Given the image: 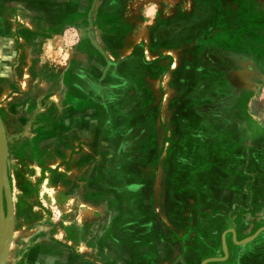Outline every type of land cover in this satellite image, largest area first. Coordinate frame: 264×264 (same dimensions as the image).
Here are the masks:
<instances>
[{"label": "rangeland", "instance_id": "obj_1", "mask_svg": "<svg viewBox=\"0 0 264 264\" xmlns=\"http://www.w3.org/2000/svg\"><path fill=\"white\" fill-rule=\"evenodd\" d=\"M225 55L252 57L264 65V0H0V117L14 204L8 264H58L65 253L88 264H108L111 257L119 259L113 264H161L160 251L143 259L128 247L135 234L145 246L148 236L141 234L149 230L144 226L150 217L142 210L144 203H120L118 196L143 186L134 183L120 191L110 168L138 162L140 156L118 159L103 148H114L113 136L122 141L118 149L129 137L141 141L143 125L127 129L117 122L140 114L146 93L151 94L148 88L156 90L161 107L174 103L179 96L172 97L170 89L182 74L200 94L187 97L201 102L195 113L222 123L201 127L202 133L218 134L224 126L237 130L246 120L262 119L264 96L243 100V108L241 101L228 107L225 86L221 96L210 98L216 83L226 84L215 70ZM136 63L140 68L159 65L163 71L142 74ZM257 153L250 148L239 158L232 156L249 172L243 191L196 188L195 194L226 192L250 199L232 204L233 211H244L240 227H229L230 216L213 219L218 229L207 232L219 235L221 252L204 260L229 256L207 264L238 262L247 255L254 261L262 255L264 232L250 241L264 228V186L256 183L264 178V154ZM125 174L139 179L135 172ZM81 194L89 203L79 199ZM4 213L7 228L6 206ZM129 231L133 236L122 240ZM150 242L147 247L153 246ZM107 247L109 257L104 256ZM197 255V250H184L180 264L200 261Z\"/></svg>", "mask_w": 264, "mask_h": 264}, {"label": "crops", "instance_id": "obj_2", "mask_svg": "<svg viewBox=\"0 0 264 264\" xmlns=\"http://www.w3.org/2000/svg\"><path fill=\"white\" fill-rule=\"evenodd\" d=\"M134 67H138L139 73L142 71V74L152 73L153 68L159 69L160 72L163 71L159 65L151 66L150 64V66H141L140 68L136 63ZM179 79L180 82L170 89L172 97L179 96L176 97L174 103L172 100L161 107L158 96L154 95L156 90L148 88L151 94L149 96L146 93L143 112L140 111V114L121 118L117 122L126 126L127 129L141 128L143 125L145 133L141 141L131 142L129 137L127 138L129 141H124L123 146L118 149L117 147L121 145L122 141L118 136H113L112 139H116L114 148L107 146L108 148L104 147L103 150L118 154V159H124L128 154H139L140 156V161L125 163V166L123 163L110 165V168L115 172L114 185L118 186L120 191H126L128 187L130 188V184L134 183L143 186L137 192L119 194L118 198L122 201L120 203H144L146 207L142 206V210L150 217L149 222L144 226H150L149 230L141 234L148 236L145 238V246L140 245L142 244L140 239L136 241L139 237L136 234L133 236L131 231L126 232L128 235L123 232L122 240L125 237L133 236L132 241L126 243L129 248L134 247L136 251H140L143 259L152 258L148 252L160 251L161 264H170L171 262L173 264L174 261V264H180L184 250L187 252L197 250L200 261L194 264H200L206 257L211 255L217 257L219 256L218 252H221L219 235L208 234L212 229H218V224L213 222V219H227L230 216L229 227H233L235 223L240 227V219L243 217L244 211L241 210V207L233 211L232 204L248 203L250 199L248 194L239 196H230L226 192L215 196L210 193L195 194L196 188L210 189L218 186L233 188L236 186L243 191L245 183L249 184L250 182L249 172L243 161L234 160L232 156L239 158L248 153L250 148L257 150V154H264V117L253 122L250 119L246 120L239 125L237 130H230L224 126V130L218 134L212 133L213 130L208 135L202 133V128H216L218 124L222 123L218 120V122L211 121L209 117L195 113V106L201 104L194 100L197 95H200L198 89L194 84L186 83L187 74H182ZM209 90L211 92V88ZM223 91H225V85L216 83V88L210 98L221 96ZM190 95L194 99L188 100L187 97ZM247 98L248 96L243 100ZM243 100H241L242 108ZM249 109H252V106L248 104L246 110L249 111ZM94 118L91 117L89 121H96L97 118L96 120ZM96 122L99 123L100 120L98 119ZM250 129H256V131L251 134ZM258 129H262L263 132H258ZM228 155L229 157L226 158L225 156ZM262 163H264V155ZM127 170L135 172L139 179H133L131 174H125ZM262 175L264 177V173ZM256 183L264 186V178L257 179ZM244 196L246 199L243 198ZM78 197L81 201L89 203L88 196L81 194V197ZM92 201L95 202L93 198ZM200 202L204 204L203 207L201 205L197 207ZM96 203H98V199H96ZM134 217L136 220L141 218L139 215ZM234 217L236 219H233ZM238 236L241 241L245 238L242 232L238 233ZM260 239L262 255L259 259L251 261L247 255L245 259H240L238 262L229 259L218 264H264V235ZM149 241L153 244L152 247L146 246ZM212 244L214 247H211ZM229 247H233L231 243ZM109 251L110 249L107 247V253H104V256L109 257ZM117 260L119 259L111 257L108 264H113ZM88 263L90 261L84 262L82 259H75L69 253H65L58 262V264Z\"/></svg>", "mask_w": 264, "mask_h": 264}, {"label": "flooded vegetation", "instance_id": "obj_3", "mask_svg": "<svg viewBox=\"0 0 264 264\" xmlns=\"http://www.w3.org/2000/svg\"><path fill=\"white\" fill-rule=\"evenodd\" d=\"M222 65L215 68L216 74L224 77L229 95L225 102L228 107L243 100L248 96L249 100L264 96V65L258 64L252 57L223 56L220 59ZM213 78V77H211ZM213 99V98H212ZM233 108V107H232Z\"/></svg>", "mask_w": 264, "mask_h": 264}, {"label": "water", "instance_id": "obj_4", "mask_svg": "<svg viewBox=\"0 0 264 264\" xmlns=\"http://www.w3.org/2000/svg\"><path fill=\"white\" fill-rule=\"evenodd\" d=\"M5 130L3 122L0 117V264H7L11 251V243L13 240L14 233V204L13 196L11 191L10 182L8 179V172L6 167V154H5ZM5 206L7 211L8 226L6 228L4 224V212ZM234 235V241L236 244L242 245L243 242L238 243L236 241V233L234 230H230ZM264 232V228L260 229L250 241L254 240ZM225 243V236H223ZM249 242V241H248ZM247 243V242H246ZM224 259H208L204 260L202 264L208 262H216L228 259V252L225 253Z\"/></svg>", "mask_w": 264, "mask_h": 264}, {"label": "clouds", "instance_id": "obj_5", "mask_svg": "<svg viewBox=\"0 0 264 264\" xmlns=\"http://www.w3.org/2000/svg\"><path fill=\"white\" fill-rule=\"evenodd\" d=\"M152 10H153V12L155 11V5L152 6Z\"/></svg>", "mask_w": 264, "mask_h": 264}]
</instances>
